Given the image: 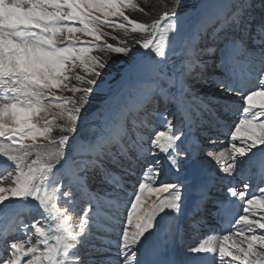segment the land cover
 <instances>
[{"label":"snow or ice","instance_id":"1","mask_svg":"<svg viewBox=\"0 0 264 264\" xmlns=\"http://www.w3.org/2000/svg\"><path fill=\"white\" fill-rule=\"evenodd\" d=\"M258 4L200 0L182 24L167 5L151 23L131 19L129 10L144 12L135 0H0V264H209L210 256L211 264H264V0ZM106 27L143 37L135 43L146 55L125 70L126 81L140 86L139 99L133 105L113 94L105 111L82 116L107 83L98 82L106 61L93 53L131 51L116 36L122 46L109 44ZM209 35L223 39L221 66L228 70L212 79L222 90H239L242 104L212 97L222 109L217 115L201 102L217 123L240 112L227 146L208 155L227 176L256 180L259 194L248 191V182L240 192L229 186L237 200L212 204L231 227L178 250L180 219L187 214L198 222L216 179L197 156L198 140L184 132L193 123L184 78L200 53L213 50ZM181 53L186 59L168 75L164 62ZM199 67L202 78L205 64ZM157 100L176 105L175 123L156 110ZM88 119L95 121L93 135H73ZM137 169L125 198L124 176ZM166 172L174 178L161 180ZM97 176L111 192L89 191ZM78 195L88 207H77ZM86 237L98 258H84Z\"/></svg>","mask_w":264,"mask_h":264},{"label":"rangeland","instance_id":"2","mask_svg":"<svg viewBox=\"0 0 264 264\" xmlns=\"http://www.w3.org/2000/svg\"><path fill=\"white\" fill-rule=\"evenodd\" d=\"M135 2L138 3L140 5V7L144 8V12H141L138 10L137 11L129 10L127 12V15H129V17L131 19H134V20H137V21L143 22V23H151L152 20L159 18V16L166 10L165 5H167L168 9H174L177 12V14L179 16H181V23L183 24L184 19L186 17H188L189 15L193 14L194 9L200 3V0H135ZM257 5H259L258 2H257ZM104 31L107 33H110V36L104 37V39L109 44H113L116 46H122L118 43V40H126L127 41L126 46L130 47L131 51L128 54H121L122 55L121 58H120V56H113L115 53H111V52L110 53H101V52L93 53L94 55L101 56L106 62L109 61V59L115 60L114 61L115 65L114 66L110 65L109 68L107 66H105V68L102 70L101 76L98 78V82L99 81H106L107 82L104 86L105 91L100 92V93H95V92L93 93V95L90 97L89 104L85 107L84 111L82 112V116H84L88 112L99 113V112L105 111L106 105H110L111 103H114L113 101H110V96H111L110 94L112 92H113L112 95L113 94L121 95L125 99L129 100L130 103L133 105L139 99V95H138L136 89L140 86L135 85V84H131V83L126 81L125 70L128 68L130 63H132L138 59H141L143 56L146 55L145 50L141 49L139 47V45H137L135 42H133L134 37H137L138 39H142L143 37L138 33L137 34L129 33L128 35H125L121 31L113 30V29L107 28V27L104 28ZM208 31L210 34L211 28H209ZM236 35H237V37H239V33H236ZM111 36H116L118 38V40L111 39ZM83 39H90V38H83ZM206 39H207V47L211 48L213 50L200 53L197 66L194 67L192 69V71L190 73H188L184 78L185 79V85L189 88V91L187 93H185L184 99H185L188 107L192 108L189 110L192 113V119H193V123L191 124L190 127L187 125L184 127V132L190 138L195 137L198 140L199 151L197 152V155H198V158H199L200 162L202 163L203 167L205 169H207V171L209 173H214L216 175H220V174L223 175L225 173H222L219 170L220 166L217 167L218 169H216L214 172H212L213 170H211L210 168H207L204 161H205V159L208 160V157H209L208 152H218V151L223 150L227 146L228 142L230 141V135H229V133L226 135V133L220 132L219 135L216 137V139H212V138L207 137V136L215 137V135H207L209 130H210L209 124L207 125V120H208V122L212 121V120L214 121V118L211 115H209L208 112L204 111V109L201 107V102L203 101L205 104L208 105L209 108L215 109L217 112V115H220L222 109L220 108V106L218 104L214 103L211 100V98L217 97L218 100L222 99L221 101L228 100V101L238 102V103L242 104V101L240 100V96L242 95V93H240L239 90L236 92H228L226 90H222L219 88L218 85H216V83H214V87L212 89H210V91L207 94L205 93V89H204V88H206L205 86L207 84H209L208 82L211 83V81L213 80V79H211V77H216V78L222 79L226 76V75H224L225 72L227 71V73H228V70H226L225 67H222L221 65H219V64H221V61L224 59V56H225L223 39H220V40L213 42L210 39V35H209V38H206ZM199 46L204 47L205 46L204 41H201ZM249 46L251 47L250 41H249ZM177 52H180L179 47H177ZM114 57H116L117 59H114ZM118 58H120V59H118ZM184 59H186V56L184 53H181L180 55L170 54L168 59L164 62L165 63V71L168 73V75L171 76L172 73L176 69L180 68V65ZM238 59L242 62L241 66H243V64H244L243 57L240 56V57H238ZM200 63L205 64V67L203 69L204 75L202 78L197 75L198 73L201 72V68L199 67ZM219 68H221V69H219ZM77 71H79V70H77ZM210 71H211V74H210ZM109 72H111L112 74H116L115 80H113L111 74H108ZM217 73H219L218 76H215ZM210 79H211V81H210ZM71 83L76 84L77 82L75 80H72ZM253 83H255V81H253ZM170 90L173 92H176V91H178V86H170ZM63 95L71 96L73 94L71 92H64ZM77 95H79V94H77ZM151 103L156 104V110L158 112L167 111L169 113V119H173V123L176 122L175 118L171 115V113H174L176 111V105L174 103L165 104V102L163 100H157V101H153ZM146 106H149V105H146ZM232 115H239L240 116V112L234 111L233 113H230V115L226 117L225 121H223V119H222L223 126L230 127L232 122H238L239 121L238 116L231 117ZM224 118H225V116H224ZM231 118H233V119H231ZM233 120H235V121H233ZM214 123H215V121H214ZM94 126H95V121L92 119L81 120L77 123L76 132L73 133V135L78 136L80 138L91 137L93 135L92 129ZM220 126H222V125H220ZM229 131H230V129H229ZM212 133H214V132H212ZM60 134L61 133L58 130L54 133L55 136H59ZM215 141H217V142L215 143ZM220 141L222 143L219 145ZM185 143L187 144L188 141H186ZM213 143L218 144V145H215ZM211 146H215V148H212ZM149 159H151V158H149ZM182 159H183V157H182ZM212 164H214V163H212ZM233 175H235V173ZM124 178H128V177L124 176ZM169 178H173V177H171V174H169V176H168V173H166L165 175H162L160 177L161 180H167ZM97 180H99L98 176L93 178L94 184L97 182ZM244 180L246 182L251 181V179L246 180V178ZM244 180H243V183H244ZM224 181H225V179H222V182L219 183L220 188H222L225 185V183H223ZM243 183H242V187H243ZM250 183H252V182H250ZM128 185H129L130 189L128 188L125 190V192H124L125 198H129L130 194L133 191V183H128ZM220 188H219V190H215V192L221 194ZM111 189H112V187L108 189V187L103 186V184L101 183V184L96 185V189L94 192H96V193L98 192L101 195L105 190L108 191ZM241 191H243V190L241 189ZM215 192H214V194H215ZM80 200H82V199H80V197L78 195L77 196V207L78 208H80L82 210L84 207L89 206L86 200H82L83 204L80 202ZM65 206L66 205L64 203L60 204L61 208L65 207ZM81 207H83V208H81ZM92 207L94 208L95 205H92ZM27 214H28L27 212L24 213L25 216ZM183 231L186 232L187 227L184 228ZM178 236H179V238H180L179 240L181 242L186 240V239L181 238L180 235H178ZM192 240L193 239L191 236L190 242ZM87 241H88V243H86ZM92 242L93 241L91 239H89L87 237L85 238L84 246L81 249V252H82V254H84L85 259H88L89 254L93 258H98V254L93 252L91 247H90V244ZM96 243H99V242L96 241ZM186 243H187V241H186ZM229 243H231V242H229ZM183 245H185V243ZM186 245L189 246L190 243L186 244Z\"/></svg>","mask_w":264,"mask_h":264},{"label":"bare ground","instance_id":"3","mask_svg":"<svg viewBox=\"0 0 264 264\" xmlns=\"http://www.w3.org/2000/svg\"><path fill=\"white\" fill-rule=\"evenodd\" d=\"M258 2V1H257ZM257 6H259V5H257ZM227 70V69H226ZM223 75V74H222ZM224 75H227V71L225 72V74ZM216 76V75H215ZM212 78V77H211ZM211 81V80H210ZM209 84H207L205 87L206 88H204L205 89V93L207 94L209 91H210V89H212L213 87H214V83H216L215 82V80L213 79L212 81H211V83L210 82H208ZM216 85H217V83H216ZM216 99H217V97H215ZM210 99V98H209ZM222 100V99H221ZM210 101V100H209ZM189 109H192L191 107L189 108ZM230 115V113L229 114H227L226 116H225V118H223V121H225V119H226V117L227 116H229ZM235 116H238L239 117V119H240V116L239 115H232L231 117H235ZM224 117V116H223ZM231 119H233V118H231ZM222 120V119H221ZM237 120V119H236ZM208 121V120H207ZM233 121H235V120H233ZM204 122V121H203ZM212 132H214V133H210V132H208V134L207 135H213V134H216L215 135V137H213V136H207V137H209V138H212V139H216V137L219 135V133L220 132H218V131H212ZM222 137V136H221ZM217 141H215V143H216ZM215 143H213V144H215ZM222 142L220 141L219 142V145L221 144ZM215 145H218V144H215ZM212 148H215V146H211ZM209 153V152H208ZM198 156V155H197ZM210 158V159H209ZM204 163L206 164V167L207 168H210L211 170H213L212 172H214L216 169H218L217 167H219V165H216V162L212 159V157L211 156H209L208 157V160L207 159H205V161H204ZM212 163H214V164H212ZM216 165V166H215ZM118 169H116L115 171H117ZM117 172H119V171H117ZM140 173V172H139ZM166 173H170V174H172L173 175V173L172 172H166ZM211 176H213V177H215L216 179L214 180V182H213V185H212V187H211V189H210V192H209V196H211L212 195V192L213 191H215V188L216 187H218V185H219V183H221L222 182V179H225V181H224V183H225V185H226V187H225V190H224V192H225V194H223V196H225V195H227L228 196V194H226L227 193V188L229 187V186H234V187H236V190H237V192H240L241 191V189H243V187H242V183H243V180L245 179V177H242V176H239V175H233V176H231V177H229V176H227V174H223V175H216V174H214V173H209ZM126 177H128V176H126ZM136 178H137V176H133V178H132V180L130 181V182H135L136 181ZM244 182H245V180H244ZM97 184H101V182H100V178H99V180H97V182H96ZM95 183V184H96ZM88 184H89V191H91V192H93V193H96V192H94L95 191V189H96V185L94 184V181H93V178H91L89 181H88ZM250 185L252 186L251 188H254V185H252V183H250ZM103 186H105V187H108V189L109 188H111V186H109V185H106V184H103ZM250 188V189H251ZM250 189L248 190V191H250ZM109 192H111L112 191V189L111 190H108ZM116 191H121V190H119V189H116ZM256 191V190H255ZM104 194V192L101 194V195H103ZM256 194H259L258 193V191H256ZM230 198H233V197H230ZM236 200H237V198H236ZM80 202L82 203V200H80ZM83 204V203H82ZM86 205V204H85ZM81 208H83V207H81ZM190 216L189 215H185L184 217H182L181 219H180V222L179 223H181L182 221H183V219H185V218H189ZM213 220L216 222V223H218V221H219V217H216V218H213ZM191 229H192V226L190 225V227H189V230L190 231H188V232H186V234H185V232H183L182 230H180L179 229V231L177 232V234H176V236H175V239H174V241H173V243H174V246L175 247H177V249L178 250H184V249H187L190 245H194L199 239H198V237H196L195 236V232L193 231V232H191ZM178 235H180V237L181 238H183V239H186L185 241H183V242H181L179 239V236ZM191 236H192V241L190 242V240H191ZM201 239V238H200ZM182 240V239H181ZM186 241H187V243H186ZM86 243H88V241L86 242ZM185 243V245H183ZM190 243V245L188 246V245H186V244H189ZM87 247V246H86ZM208 259H209V264H211V261H212V257L210 256V257H208Z\"/></svg>","mask_w":264,"mask_h":264},{"label":"trees","instance_id":"4","mask_svg":"<svg viewBox=\"0 0 264 264\" xmlns=\"http://www.w3.org/2000/svg\"><path fill=\"white\" fill-rule=\"evenodd\" d=\"M136 40H138V38L137 37H134V40H133V42H135ZM113 56H120V58L122 57V55L121 54H118V53H115ZM120 58H118V59H120ZM114 59H117L116 57H114ZM114 61L115 60H113V59H109V61H107L106 62V66L109 68V66L111 65H115V63H114ZM108 74H111L112 75V78H113V80H115L116 79V74H112L111 72H109Z\"/></svg>","mask_w":264,"mask_h":264}]
</instances>
